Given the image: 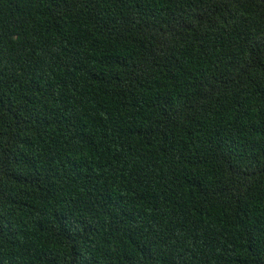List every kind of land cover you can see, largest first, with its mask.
Segmentation results:
<instances>
[{"label":"trees","instance_id":"1","mask_svg":"<svg viewBox=\"0 0 264 264\" xmlns=\"http://www.w3.org/2000/svg\"><path fill=\"white\" fill-rule=\"evenodd\" d=\"M0 264H264V0H0Z\"/></svg>","mask_w":264,"mask_h":264}]
</instances>
